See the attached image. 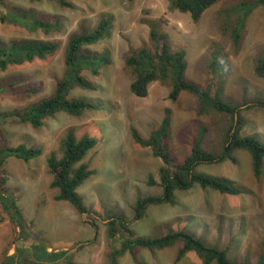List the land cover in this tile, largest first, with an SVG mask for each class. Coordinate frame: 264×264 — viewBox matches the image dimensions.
<instances>
[{"label":"rangeland","instance_id":"374dc122","mask_svg":"<svg viewBox=\"0 0 264 264\" xmlns=\"http://www.w3.org/2000/svg\"><path fill=\"white\" fill-rule=\"evenodd\" d=\"M32 6L39 11L56 15L61 25L49 33H31L24 28L0 21V38L35 37L59 41V49L46 59L36 60L13 67L11 72L28 73L43 82V90L37 96L22 97L1 95L0 109H24L31 101L50 95L65 70L64 51L70 35L83 24L94 27L100 14L114 17V30L110 38L95 45L101 50L110 49L111 62L100 77H88L100 85L99 90L75 89L72 96H80L102 103L104 110L85 111L83 115H69L63 111L45 120L43 126L34 128L30 123H5L4 132L11 146L24 144L27 147L41 146L43 153L29 161L11 157L5 164L9 171L7 188L19 198L25 217L52 248L70 249L75 243L85 247L75 260L79 264H108L109 244L105 234V223L98 218V233L94 243L95 229L71 203L55 200L59 193L51 187L53 179L48 170L47 157L62 155V141L67 132L77 137L89 133L98 138V145L84 157L90 168L96 172L78 188L83 201L102 214L107 207L123 214L134 216V205L139 196L161 195L163 188L148 184L150 175L158 178L163 159L154 156L150 147L135 143L131 127L142 136L148 137L163 118L169 114V151L178 160L189 153L199 125L208 128L205 143L219 154L222 151L232 118L221 112L212 111L203 116L197 114V98L188 91H182L176 99L170 98L171 87L154 82L146 97L131 92L132 76L125 70V56L140 47L149 35L147 19L164 17L166 30L175 49L184 50L187 57L185 78L199 83L208 82V63L212 53L217 52L216 71L220 79L219 94L227 103L240 107L245 128L241 134L255 135L264 141V110L247 108L245 100H264V78L255 73L256 58L264 50V7L258 6L247 15V26L240 51L233 53L231 36L223 35L219 28L221 12L241 1L221 0L205 11L196 21L189 12L172 9L168 0H70L72 6L62 7L55 1L10 0ZM222 37V38H221ZM223 45L218 46L217 43ZM224 47L230 53L226 57ZM5 75L0 71V76ZM201 123V124H200ZM199 131V130H198ZM237 163L231 160L202 164L198 172L214 174L234 180L242 192L226 195L199 186L176 193L177 204L157 205L149 208L145 222H138L139 233L158 235L165 233L168 225L191 227L210 243L219 248L231 247L230 257L235 260L249 258L255 262L264 234V172L260 179L254 176L247 151L236 152ZM264 171V169H263ZM136 226V225H135ZM20 229L15 228L8 216L0 210V264L4 253L16 251V238ZM174 251L160 252V257L141 252L142 264H201L196 253H188L180 262H175ZM120 264H138L129 254L124 255Z\"/></svg>","mask_w":264,"mask_h":264},{"label":"trees","instance_id":"16d2710c","mask_svg":"<svg viewBox=\"0 0 264 264\" xmlns=\"http://www.w3.org/2000/svg\"><path fill=\"white\" fill-rule=\"evenodd\" d=\"M31 2L41 0H29ZM62 7H70V0H50ZM133 1V0H130ZM172 9L189 12L196 21L200 20L205 11L221 0H168ZM258 6L264 7V0L241 1L225 8L219 28L223 35L231 36L233 53L240 51L247 15ZM0 21L24 28L34 33L43 31L49 33L61 25L56 15H51L38 9L0 0ZM164 17L147 19L149 28L148 39L138 48H132L125 56V70L130 72L132 79L130 89L139 97H146L149 88L154 82H161L171 87L170 98L176 99L182 91H188L197 98V114L207 115L212 111L223 112L232 118L223 144L218 154L214 148L206 145L208 128L199 125L198 135H194L189 153L183 160H178L170 153V126L171 118L166 115L160 125L148 137L142 136L135 127H131V135L135 143L142 147H150L154 156L163 159L156 178L150 175L148 184L163 188L161 195L139 196L134 205V216L126 218L112 209L103 207L102 214L86 205L77 188L92 174L95 169L90 168L83 159L85 155L98 145V138L88 132L77 137L73 131L67 132L62 141V155L51 154L47 157V166L53 179L52 188L59 193L55 200L71 203L95 229V237L90 240L94 243L99 225L98 218L106 220L105 234L109 244L108 264H120L124 255L129 254L134 262L142 264L141 252L147 251L152 256L160 257V252L174 251L175 262H180L188 253L194 252L201 259V264H264V234L261 240V250L255 262L249 258L240 261L230 257V246L219 248L210 244L204 236L198 235L191 227H174L168 225L166 232L158 235L139 233L138 222L144 223L149 208L157 205H176L179 191H186L199 186L202 189H211L226 195H238L242 192L234 180L226 177L198 172L197 167L202 164H211L217 161L231 160L237 163L236 152L247 151L254 176L260 179L264 172V141L255 135H242L245 128L244 118L240 107L222 100L218 85L220 79L216 71L218 61L217 52L212 53L208 63V82L199 84L185 78L187 57L184 50L175 49L169 33L162 28L166 23ZM114 17L110 14H100L94 27L82 25L68 38L64 51L65 70L63 76L50 95L31 101L24 109H0V210L4 212L15 228L20 229L16 238V251L4 253L3 262L6 264H79L75 258L85 247L83 243H75L70 249L57 250L51 247L46 239L37 232L33 223L28 220L20 206L17 195L7 188L9 171L5 167L9 158L15 157L29 161L43 153L41 146L27 147L24 144L11 146L4 132L5 123H30L34 128L44 125L45 120L54 117L63 111L69 115L80 116L85 111L104 110L102 103L80 96H72L77 88L99 90L100 85L88 77H100L103 69L111 62L110 49L106 46L101 50L95 45L111 37L114 30ZM222 38V37H221ZM223 45L222 42L217 43ZM59 41L46 40L35 37H14L9 40L0 38V76L1 95H15L22 97L37 96L43 90V82L32 75L21 72H11L13 67L33 63L36 60L46 59L59 49ZM226 57L230 56L224 47ZM255 73L264 78V50L256 58ZM247 108L264 110V100L257 99L252 103L245 100ZM136 225V226H135Z\"/></svg>","mask_w":264,"mask_h":264}]
</instances>
